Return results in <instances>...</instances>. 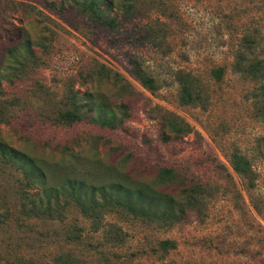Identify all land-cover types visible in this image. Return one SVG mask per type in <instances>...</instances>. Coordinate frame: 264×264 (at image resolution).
<instances>
[{
  "label": "rangeland",
  "instance_id": "1",
  "mask_svg": "<svg viewBox=\"0 0 264 264\" xmlns=\"http://www.w3.org/2000/svg\"><path fill=\"white\" fill-rule=\"evenodd\" d=\"M102 7L107 22L72 0H0V141L47 162L52 185L68 167L67 175L75 170L102 184L122 175L156 182L173 196L200 184L207 198L174 225L116 208L96 227L75 205L57 220L29 218L27 197L38 198L41 188L0 164V264H56L68 256L78 264H264V76L252 81L244 72L264 61V0H112ZM25 37L38 61L15 79L9 56L25 54L17 46ZM134 62L155 78L154 93L133 76ZM221 67L217 82L211 71ZM103 69L123 80L101 78ZM179 71L203 82L198 106L180 102ZM73 94H103L129 117L116 129L87 120L57 124ZM78 104L80 115L98 116L88 99ZM165 115L191 133L176 139L163 127ZM235 153L249 161L247 176L234 169ZM163 169L182 184L159 183ZM163 241L176 246L165 252Z\"/></svg>",
  "mask_w": 264,
  "mask_h": 264
},
{
  "label": "trees",
  "instance_id": "2",
  "mask_svg": "<svg viewBox=\"0 0 264 264\" xmlns=\"http://www.w3.org/2000/svg\"><path fill=\"white\" fill-rule=\"evenodd\" d=\"M72 2L80 11L92 15L94 19L107 22L104 19L105 11L102 5L106 4L107 7H110L112 0H72ZM23 34L22 37L27 36V33L23 32ZM248 41L253 43L254 39H249ZM29 43V39L25 37L22 42L17 44V46L26 49L25 54L9 56L11 59L8 70L12 71V76L15 79L21 77V73H17L16 71H19L20 68L25 70L29 63H36L38 61V57H36ZM14 48L16 47L9 49L6 56H8V52L15 50ZM223 71V67L212 70V79L217 82L221 81ZM244 72H246L247 77L252 81L260 80L264 76V61L258 60L250 63L247 68H244ZM132 74L144 89L151 93L156 91V80L143 65L134 62ZM98 75L103 79L113 78L116 82L123 80L119 77L120 75H113L112 72L106 69L101 70ZM175 78L181 88L180 102L182 105L198 106L204 93L203 82L191 72L179 71ZM128 87V85H122V89L120 90L126 91ZM82 99H88L92 103L93 111L98 116L80 115L83 106L78 104V101ZM65 106L68 108L59 114V118H57V121L55 120L57 124H64L66 122L73 124V122L80 123L87 120L93 125L116 129L123 126L125 120L129 117L127 112L123 115L115 112V109L119 107L110 102L107 96L103 94L88 95L85 98H80L76 94H73L67 97ZM259 115L264 116V107L259 111ZM162 121L163 127L168 130L169 134L174 135L176 139L192 131L188 125L185 127L183 121H179L173 115L163 116ZM232 160L236 171L246 176L250 173V163L244 156L235 153ZM0 164L18 169L23 174L25 185L29 188H41L38 198L27 197L29 204L24 205L23 214L29 218L57 220L64 215L66 206L75 205L80 208L82 215L91 220L96 227L101 225L106 213L112 212L116 208L134 216L174 225L184 221L189 211L200 208L207 198V188L200 184L184 188L182 195L173 196L156 189L154 187L158 185L156 182L139 184L137 180H132L129 176L122 175L121 178L113 180L109 184H102L90 178L79 177V172L75 170L74 174L67 175L66 168L68 167L64 170L62 169L63 171L60 170L62 172H59L58 174L60 175L56 178L58 182L52 185L48 177L52 169L48 167L47 162L35 160L26 154L16 151L2 141H0ZM55 171L59 170L56 169ZM157 179L161 184L170 180L182 184L179 176L170 169L161 170ZM160 246L165 252H168V250L176 246V243L173 241H163ZM56 264L78 263L74 257L68 256L61 258Z\"/></svg>",
  "mask_w": 264,
  "mask_h": 264
}]
</instances>
